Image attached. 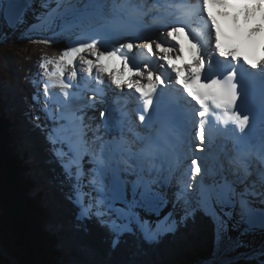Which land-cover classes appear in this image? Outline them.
<instances>
[{"label": "snow or ice", "instance_id": "obj_1", "mask_svg": "<svg viewBox=\"0 0 264 264\" xmlns=\"http://www.w3.org/2000/svg\"><path fill=\"white\" fill-rule=\"evenodd\" d=\"M153 2L161 4V0ZM51 3L52 0H43L45 8ZM55 3L56 7L46 16L49 23L60 20L65 27L81 29L91 28L98 22H119L128 30L137 27L127 10L135 8L138 0H55ZM210 6L231 9L232 22L237 26L242 19L243 39L254 52L257 38H260L259 57L242 59L251 70L264 74V0H203L206 12ZM22 16L21 0H0V17L11 24L21 23ZM207 18L215 32V52L233 62L231 69L222 76L209 74L212 58L205 56L204 44L193 40L182 25L170 28L167 41L152 40L144 45L149 54L153 53L155 45L159 60L173 74L167 80L148 70L149 65L142 70L133 63L130 55L134 52L133 42L108 48L94 37L88 42L87 35L74 46L62 49L58 58L41 64V67L54 66L49 75L56 77L61 87H74L70 82L78 77L76 58L86 53L91 58L84 59V65L90 76L95 74L105 92L107 85L103 77L107 76L111 86L126 87L143 102L139 116L143 131L128 128L126 133L122 130L118 138L107 141L97 134L99 126L93 129L86 125L83 115L71 111L67 104L61 105L59 112L50 107L44 109L56 125L49 132V143L57 152L65 175L73 182L69 199L77 210L75 221L81 223L95 217L112 233L114 249L123 235L136 232L148 243L157 242L161 236L175 230L177 210L182 213L180 221L202 212L212 219L218 235L227 231L229 222L236 228L244 226V233L264 229V132L254 137L251 134L253 118L242 111L244 93L237 79L239 69L236 65L241 61L236 55L237 49L226 51L221 46L216 17L207 12ZM181 34L188 39L190 61L177 65L176 61L182 60ZM204 39L202 36L201 40ZM68 66L73 70L65 80ZM172 80L183 94L177 103L165 99ZM66 95L70 97L71 94ZM51 96L45 83L46 104ZM214 113L220 124L235 126L232 147L216 149L210 159H192L190 169L182 173L176 190L169 194L176 171L187 159L183 155L184 146L191 147L194 139L199 142L195 144L197 152L207 153L211 149ZM104 116L101 112V117ZM196 117H199L198 122ZM190 124L198 126L192 129ZM90 131L93 132L91 139L88 137ZM85 158L91 165L87 171L83 166ZM198 160L202 163L198 164ZM188 176L192 179H187ZM169 203L173 210L161 216ZM152 215L157 218L154 222L147 218ZM49 227L53 231L62 229L55 221Z\"/></svg>", "mask_w": 264, "mask_h": 264}, {"label": "trees", "instance_id": "obj_2", "mask_svg": "<svg viewBox=\"0 0 264 264\" xmlns=\"http://www.w3.org/2000/svg\"><path fill=\"white\" fill-rule=\"evenodd\" d=\"M51 44L0 46V246L18 264H196L212 258L216 229L202 212L148 243L126 234L117 248L95 217L75 221L72 183L49 137L30 116L42 58L61 51ZM65 49V46H64ZM25 56H24V55ZM49 59V58H46ZM42 62V61H41ZM53 221L59 231L49 227ZM246 246L237 254L248 252ZM0 264H9L1 256ZM228 264H264V256Z\"/></svg>", "mask_w": 264, "mask_h": 264}, {"label": "bare ground", "instance_id": "obj_3", "mask_svg": "<svg viewBox=\"0 0 264 264\" xmlns=\"http://www.w3.org/2000/svg\"><path fill=\"white\" fill-rule=\"evenodd\" d=\"M138 1L140 2L142 0H138ZM188 1H191L193 3V5L197 4L193 0H188ZM199 1H202V0H199ZM149 3H150V1H149ZM141 4L142 3L137 4L135 6V8L127 10V15L130 16L135 21V23L137 24V27L133 30H128V29L123 28L119 22L109 23V24H104L102 22H98V23L94 24L91 28H88V29H81L80 27L73 26L70 28L65 27L62 31H59V27L61 25V22L56 21L55 23H49L48 32L50 33V37H51L52 41L64 40L66 38L84 39V37L87 35L88 37H90L88 39V42H91V38L94 37V38L98 39L105 47H110L112 40L117 41L119 37L126 36L129 38V40L127 39L126 42H133L134 41L135 43H138V45L136 44V47H138L137 49H141V51H142V52H139V54L136 53L138 55V58H136L132 55L133 63L139 65V67L142 70L144 69L145 65H149L150 67L148 68V70L153 71L154 74H156V73L159 74V73H162L163 71H170V69H167L166 65H164L160 61L162 64V67L160 68V71L158 72L153 67L152 63L150 62L149 56L152 55L153 57H157L159 59L160 54L155 50V45H153L154 51L152 54H149L147 52V50L144 48V45L146 43L151 42L152 40H156V42H160L162 40L167 41L168 40L167 32L170 30L171 27H174L176 25H175V23H172V20L170 18L166 17V14H165L166 10L161 12L152 6H149V8H146V6H141ZM37 7L38 8H36V6H32V3L29 0V10L27 12H25L24 15L22 16V22L20 23L21 25L24 24L26 27H29V26H32L34 23L37 25V24H40L41 22L47 21L46 20L47 13L52 8L56 7V3H55V0H52V3L49 5L48 8H45L43 6V4H41L40 6H37ZM140 7H142L141 11H140ZM172 7H174V5H172ZM186 7L188 8L187 4H186ZM219 10L222 12L223 15L225 12H227L228 15L232 16V12L230 9H219ZM199 15H201L204 19H206L202 9H198V10H192V16H191L190 21H194L196 23L197 28L199 30L198 34L200 36H204L203 32L200 29V26H201L200 24L202 23V19L198 18ZM37 16L40 17L39 20H37ZM198 21H199V23H198ZM2 23L4 24V22H2ZM240 23H243L242 19H241ZM51 25H52V27L56 28L55 32H53L51 30V27H50ZM150 30H155L157 35L153 34L151 36L150 33L148 34V32ZM110 33L112 35L111 38H110ZM190 33L196 34V32L192 31V29H190ZM0 37H1V32H0ZM134 37L136 38L135 40H134ZM181 37H182V34L180 35L179 39H181ZM132 39H133V41H132ZM141 43L144 45H142ZM134 47H135V44H134ZM175 54L176 53L174 52L173 55H175ZM86 55H88V54H86ZM88 58H90L89 55L87 57H81V58L77 57L76 58L75 69L77 68L79 76L77 78H74L73 80H71L70 84L72 86H73V84H76V88L79 90H76L75 87H73V88L72 87H68V88L61 87L59 80L56 77H52V76L47 77L46 79H48L49 81H45V82L48 84V90L52 93V97L54 99H56L57 100L56 102L58 103V105H55L53 107L54 108L53 110L59 112L61 109V105L67 104V107L69 109H71V111L76 112L77 115H83L84 123L86 125H90L93 129H96L97 126H99V132L97 134L101 136L103 131H104L105 126L101 123V120L98 118L97 114L101 115V112H104L108 116L109 115L108 111H110V119H109V121L107 119L106 128L108 126V128H107L108 132H110L116 128V121L114 124L113 118L111 115V110L115 109V111H113V114H114V116L116 115V117H118V113L116 112L117 107L112 103V101L110 99V90H114V88H112L113 86L110 85L107 76H105V77H103V81H104V84L107 85V91L104 92V88L95 79V74L93 73L91 76L89 75V73H88V71L84 65V62H83L84 59H88ZM146 74H147V72L145 71V75ZM64 79L66 80V77H64ZM99 88L102 89L104 95L102 94V91L99 90ZM94 89L99 94L98 96H96V93L90 94V91L91 90L94 91ZM126 92H129V94H130V92H132V91H130L126 87H124L123 92H121L120 94L119 93L117 94V97L119 98V103L124 105L125 104L124 101H129L128 104H130V106L132 107L133 101H131V100H135L136 107L138 108L137 102L141 101L138 98V94H135L134 92H132V93H134L135 98L131 94L129 95V97H125V96L122 97L121 95L125 94ZM67 93L71 94L70 97L66 95ZM105 93H106V97L103 98V96H105ZM114 93H115V90L113 92H111V94H114ZM89 99H91V101H88ZM116 101L113 98V102L118 103V100H116ZM92 103H96V105H94L95 109H94V107H92L93 106ZM103 107H107V110H105ZM100 108H103V109L99 110ZM129 114H130V112H129ZM95 118H96V120H94ZM195 126H197V125H195ZM129 128H131V127H129ZM88 134H91V138H92L93 132L90 131V132H88ZM91 138H89V139H91ZM104 141H106V139ZM214 147L215 146H213V148ZM213 152H212V154L214 155L215 152L214 153ZM186 156H187V159L183 162V164L180 166V168L175 173L174 179L172 181L173 187L178 185V181H176L177 174L180 175V174H182V172H184L183 170L187 171L188 168L190 169V167H191V161H189V157L187 154H186ZM197 157H207V153L206 154L205 153H199L197 156H194L193 158L196 159ZM85 160L88 163V159L85 158ZM199 163H202V161L198 160V164ZM88 165H89V167H91V165L89 163H88ZM182 168H183V170H182ZM187 178L189 180L192 179L191 176H188ZM171 187L168 189L169 194H171L170 193ZM86 189H89V188H86ZM171 210H172V208H171L170 203H169L168 206L163 209L161 216L166 215ZM147 218L153 222L157 219L156 216H154V215L148 216ZM243 228H244V226H241L240 228H236L233 226V222H229L227 234L235 237L237 240H240V239H245V240L247 239L248 240V238L250 240L256 239L255 240L256 241L255 242V247H256L255 253H259L261 251H264V229L257 228V229H254L252 231L244 233ZM220 262L221 261L218 257H214L210 260H206V261L200 262L198 264H219Z\"/></svg>", "mask_w": 264, "mask_h": 264}, {"label": "rangeland", "instance_id": "obj_4", "mask_svg": "<svg viewBox=\"0 0 264 264\" xmlns=\"http://www.w3.org/2000/svg\"><path fill=\"white\" fill-rule=\"evenodd\" d=\"M30 2L32 3V6H36V8H38L37 6H40L41 4H43V0H30ZM41 2V3H40ZM44 6V4H43ZM29 10V8L26 10V12ZM148 14V13H147ZM47 20V19H46ZM58 22L60 20H57ZM3 20L2 18L0 17V32H1V37H0V46H4V45H15L16 43H19L22 41V43H35V44H45V43H41L40 41L41 40H51V37H50V33L48 32V27H49V22L48 20L45 21V22H41L40 24H33L32 26H29V27H26L24 24H20L18 23L13 29H8L6 26H4L5 24L2 23ZM61 22V21H60ZM45 23V24H44ZM21 25V26H20ZM51 27V30L53 32L56 31V28L55 27H52V25L50 26ZM2 28V29H1ZM65 28V25L62 24L61 22V25L59 27V31H62L63 29ZM151 31H154V30H150L148 32V34L150 33V35L152 36V32ZM52 32V33H53ZM154 35H157L156 34V31L154 32ZM112 37L111 33H110V38ZM165 38V37H164ZM129 40L128 37L126 36H121L118 38L117 41H111V45L110 47L108 48H112V47H118L119 44H122V43H125L126 40ZM136 38L134 37V40ZM81 40V38L79 39H75V38H66L64 40H59V41H53L52 43H49L51 45H58V46H62L64 45L65 48L69 47L70 45H75V43L77 41ZM133 41V39H132ZM134 42V41H133ZM135 47H136V44L138 45V43H135ZM142 44V43H141ZM144 45V44H142ZM64 46L63 48H60V49H64ZM134 47V52L132 54H130L131 56L133 55L134 57L138 58V55L136 53L139 54V52H142L141 49H137L138 47L135 48ZM61 54V51H58L57 53H53L51 55V53L49 54V56H46L45 58H42V62H45L48 60L46 58H58L59 55ZM88 55L86 54H80V56H78L79 58L81 57H87ZM91 58V57H90ZM157 59V63H156V66H153L157 71L160 70V68L162 67V64L160 62V60L156 57ZM133 60V58H132ZM40 61L39 63V66L37 71H36V74L34 75V79H33V82L34 84L36 83L37 84V92L35 93V96L32 98V109L30 111V116L31 118H33V121L34 123L39 126L40 128L43 129V133L49 137V132L56 126L54 125V123L48 118V113H46L44 111L45 107H50L51 109H54L53 107L55 105H58V103L56 102L57 100L54 99L52 96L51 98L48 99L47 101V104H46V101H45V81H49L48 79H46L47 77H51L49 75V73L51 72V70H53V65H46V67H41V64L42 62ZM79 66V65H78ZM73 70L72 69V66H68V69H66V73H65V77L67 79V76L70 74V71ZM77 70V68L75 69ZM79 76V74H78ZM74 79V78H73ZM72 79V80H73ZM48 85V84H47ZM73 86L76 88V84H73ZM73 88V87H72ZM114 88L115 90V93L114 94H111V92H113L114 90H110V99L114 98H118L117 97V94L123 92V89H116L114 86L112 87ZM111 88V89H112ZM76 90H79L76 88ZM49 91V90H48ZM105 92V91H104ZM94 91L91 90L90 91V94H93ZM130 94H132V92H130ZM129 92H126L125 94L121 95L122 97H129ZM104 95V94H103ZM98 96V95H96ZM113 96V97H112ZM133 96V95H132ZM38 97V99H37ZM106 97V93H105V96H103V98ZM120 97V96H119ZM134 98H135V95H134ZM88 101H91V99H89ZM133 101V100H131ZM129 101H125L124 103V108L125 110H127L128 112H131L132 111V108L130 106V104H128ZM95 109V106L96 103H92ZM90 105V104H89ZM105 110H107V107H103ZM103 108H100L99 110H102ZM98 109V108H97ZM92 110V109H91ZM115 109H112L111 110V115H112V118H113V123L115 124V121L117 119L116 115L114 116L113 114V111ZM93 111V110H92ZM109 112V115H108V121L110 119V111ZM98 115V118L100 119L101 116L99 114ZM107 115V114H106ZM96 120V118L94 119ZM88 137L91 138V134H88ZM59 147V146H58ZM56 152V151H55ZM56 155L58 157V154L56 152ZM189 161H192V158L194 156H196L195 154H189ZM59 159V158H58ZM194 159V158H193ZM60 160V159H59ZM61 162V161H60ZM83 166H84V169L85 171H87L90 167L88 165V163L86 162V160L83 161ZM189 169V168H188ZM183 170V168H182ZM184 172L186 170H183ZM182 172V173H184ZM181 175L182 174H177V178H176V181H179L181 179ZM188 179V178H187ZM72 182V180H71ZM73 183V182H72ZM176 187L177 186H172L171 189H170V193L174 192L176 190ZM86 191H90V189H85ZM170 206L172 208V204L170 203ZM173 210V209H172ZM171 210V211H172ZM182 215V213L177 210L175 212V218L177 219L178 223L181 222L179 220V217ZM215 228H216V225H215ZM124 236V235H123ZM122 236V237H123ZM121 237V239H122ZM120 239V240H121ZM256 240V239H255ZM254 239L250 240L248 238V240L246 239H240V240H237L235 237L233 236H230L227 234V231L224 232L223 234L221 235H218L217 234V230H216V242H215V251H214V255L212 256V258L214 257H218L220 259V261L222 260H227L228 258L230 257H235V259H246V260H251V259H254V258H258V257H261V256H264L262 255L261 253H264V251H261L259 253H255V241ZM241 246H246L249 251H248V254L249 256L247 257H242V255L244 254H237L238 252V248L241 247ZM211 258V259H212ZM6 260V259H5ZM210 260V259H209ZM17 261V260H16ZM6 262H8L9 264H12L10 263L9 261L6 260ZM18 263V261H17ZM200 263V262H199ZM198 264V263H196Z\"/></svg>", "mask_w": 264, "mask_h": 264}, {"label": "water", "instance_id": "obj_5", "mask_svg": "<svg viewBox=\"0 0 264 264\" xmlns=\"http://www.w3.org/2000/svg\"><path fill=\"white\" fill-rule=\"evenodd\" d=\"M21 7H22V9H23V15H24V13L26 12V10L29 8V0H21ZM2 18V17H1ZM2 20H3V22H4V24H5V26L8 28V29H13L18 23H9L8 22V20L7 19H5V18H2ZM215 225V224H214ZM216 229V228H215ZM216 237V236H215ZM215 242H216V240H215ZM216 245V244H215ZM214 251H215V247H214ZM0 253H1V256L4 258V259H6L7 261H9L10 263H12V264H18L17 263V261H16V259L14 258V257H12L11 255H8V254H6L4 251H3V249H2V247L0 246ZM242 254H244V255H242V257H247V256H249V254H248V252H246V253H242ZM213 255H214V252H213ZM212 255V256H213ZM211 259V258H210ZM209 260V259H208ZM236 260H239V259H235V257H230V258H228L227 260H222L219 264H228V263H231V262H233V261H236ZM245 260V259H244ZM204 261H206V260H204ZM201 262H203V261H201Z\"/></svg>", "mask_w": 264, "mask_h": 264}]
</instances>
